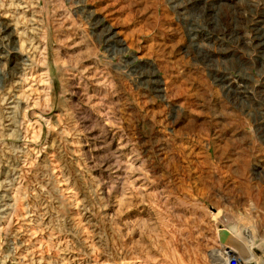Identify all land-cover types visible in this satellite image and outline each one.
I'll use <instances>...</instances> for the list:
<instances>
[{
	"label": "rangeland",
	"instance_id": "rangeland-1",
	"mask_svg": "<svg viewBox=\"0 0 264 264\" xmlns=\"http://www.w3.org/2000/svg\"><path fill=\"white\" fill-rule=\"evenodd\" d=\"M263 32L264 0H0V264H264Z\"/></svg>",
	"mask_w": 264,
	"mask_h": 264
},
{
	"label": "bare ground",
	"instance_id": "bare-ground-1",
	"mask_svg": "<svg viewBox=\"0 0 264 264\" xmlns=\"http://www.w3.org/2000/svg\"><path fill=\"white\" fill-rule=\"evenodd\" d=\"M184 1V0H183ZM207 2H208V0H206ZM213 1V0H212ZM187 2V1H186ZM185 2V3H186ZM205 3V2H204ZM180 4V3H179ZM184 4V3H183ZM188 4V3H187ZM203 5V4H202ZM219 5V4H218ZM204 6H206V5H204ZM181 7H183L182 6V4H181ZM210 7V6H209ZM212 7V6H211ZM183 8H185V7H183ZM201 8H202V6H201ZM216 8V7H215ZM182 9V8H181ZM209 9V8H208ZM220 9V8H219ZM205 10V9H204ZM221 10V9H220ZM206 11V10H205ZM187 12H189V11H187ZM216 13V12H215ZM232 13V12H231ZM185 14V13H184ZM183 14V15H184ZM206 15H208V14H206ZM215 15V14H214ZM197 16V15H196ZM205 16V15H204ZM230 16V15H229ZM233 16V15H232ZM185 17V16H184ZM211 17V16H210ZM218 17V16H217ZM214 18V17H213ZM208 19H210V18H208ZM216 19V18H215ZM187 22V21H186ZM219 22V21H218ZM236 22V21H235ZM190 23V22H189ZM237 23V22H236ZM231 24V23H230ZM240 24V23H239ZM231 33H237V30H236V27H235V24L234 25H232L231 26ZM259 31V30H258ZM263 34H264V32H263ZM264 36V35H263ZM262 36V37H263ZM256 38V37H255ZM260 41H258L259 43L257 44V46L261 49L262 48V45H263V43H264V37L263 38H261V39H259ZM256 46V45H255ZM264 46V45H263ZM263 50V49H262ZM263 75V74H262ZM242 78V77H241ZM243 79V78H242ZM248 86V85H247ZM227 87H228V89H230L232 86H231V84H228L227 85ZM245 89V88H244ZM236 90V89H235ZM245 90H247V89H245ZM241 92V91H240ZM239 92V93H240ZM242 93V92H241ZM246 93V92H245ZM233 95V94H232ZM230 232V231H229ZM231 233V232H230ZM232 235V234H231ZM234 240V236L232 235V237L230 238V240L228 239V241H233ZM247 244V243H246ZM245 245V244H244ZM246 246V245H245ZM244 246V247H245Z\"/></svg>",
	"mask_w": 264,
	"mask_h": 264
},
{
	"label": "water",
	"instance_id": "water-1",
	"mask_svg": "<svg viewBox=\"0 0 264 264\" xmlns=\"http://www.w3.org/2000/svg\"><path fill=\"white\" fill-rule=\"evenodd\" d=\"M232 237L231 233L229 232L228 228L226 227H219L218 228V239L221 243H227L228 239Z\"/></svg>",
	"mask_w": 264,
	"mask_h": 264
},
{
	"label": "built area",
	"instance_id": "built-area-1",
	"mask_svg": "<svg viewBox=\"0 0 264 264\" xmlns=\"http://www.w3.org/2000/svg\"><path fill=\"white\" fill-rule=\"evenodd\" d=\"M226 264H238V258L234 255L229 256Z\"/></svg>",
	"mask_w": 264,
	"mask_h": 264
}]
</instances>
